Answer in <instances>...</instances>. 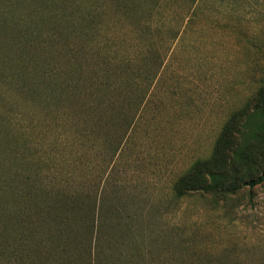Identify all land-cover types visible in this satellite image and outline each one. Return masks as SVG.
I'll return each mask as SVG.
<instances>
[{
	"label": "trees",
	"instance_id": "16d2710c",
	"mask_svg": "<svg viewBox=\"0 0 264 264\" xmlns=\"http://www.w3.org/2000/svg\"><path fill=\"white\" fill-rule=\"evenodd\" d=\"M166 1L181 9L182 20L199 12L193 5L195 0H0V83L14 96L10 99L0 90V100L6 108L19 109L22 118L29 115L25 117L30 118L27 125L19 121L32 127L29 140L13 131L9 114L0 109V157L12 163L0 171V253L6 256L3 264H81L78 259L83 260L82 264H105L106 258L114 256L106 248L114 232H138V228L133 230L124 222L123 204L121 209L114 208L113 216L102 204L107 200L105 196L98 203L91 190L66 185L64 170H60L58 161L52 159L50 163L48 154L50 148L59 152L60 146L64 147L55 132L62 121L79 119L85 126L114 117L124 132L132 128L148 104L165 55L154 49L128 53L127 37L133 39L138 31L150 30ZM157 25L161 23L157 21ZM181 26L176 28L177 33ZM142 57L147 72L139 82L136 77L145 73L139 67ZM250 103L234 114L232 122L230 118L224 123L211 157L196 160L175 182L177 197L195 191L222 196L237 192L243 160L252 159L244 157L240 144L245 140L253 146V140L264 137V84ZM48 127L55 132L49 139L45 135ZM235 131L241 136L237 144L233 140ZM122 139L115 137V153ZM8 140H14L13 148L6 143ZM36 144L41 147L34 151ZM47 148L43 158L35 155ZM10 155L14 159L10 160ZM21 158L27 165L23 171ZM263 180L264 174L247 183L254 185ZM194 226L195 233L199 226ZM189 229L166 225L159 232L172 241ZM76 239H80L77 245ZM125 257L127 262L131 260ZM200 258L178 263L165 253L148 264H229L214 255Z\"/></svg>",
	"mask_w": 264,
	"mask_h": 264
},
{
	"label": "rangeland",
	"instance_id": "374dc122",
	"mask_svg": "<svg viewBox=\"0 0 264 264\" xmlns=\"http://www.w3.org/2000/svg\"><path fill=\"white\" fill-rule=\"evenodd\" d=\"M195 2L197 15L182 20L181 9L166 1L168 5L164 3L155 15L150 30L138 31L133 39L128 35V53L154 49L165 55V61L149 92L148 104L127 133L114 117L85 126L79 119H69L55 128L64 147L60 146L59 152L50 148L48 155L50 163L52 159L59 162L60 170L65 171L66 185L91 190L98 203L105 196L102 204L113 216L114 208L121 209L123 204L124 222L139 229L136 234H123L122 229L114 232L106 244L107 252L114 256L106 258L105 264H148L165 253L178 263L214 255L229 264H264V180L247 183L264 174V137L253 140V146L241 142L244 157L252 159L243 160L236 193L222 196L195 191L177 197L173 189L196 160L211 157L224 123L230 118L232 122L234 114L247 104L249 107L264 84V0ZM144 62L142 57L139 67L145 73L136 77L139 82L146 76ZM0 90L14 99L3 83ZM10 108L0 100V109L9 114L13 131L31 140L32 127L23 125L29 123L30 118L25 117L30 116L22 118L19 109ZM240 123L238 116L236 124ZM48 130L46 137H54L55 132ZM115 137L123 138L117 153ZM240 139L235 131L234 143ZM6 143L15 146L14 140ZM248 145L251 155L246 152ZM35 146L34 151L39 145ZM49 150L35 155L43 158ZM6 159L0 157L1 172L12 164ZM24 162L19 159L21 171L27 166ZM195 224L199 229L194 233ZM166 225L191 229L169 241L159 232ZM79 242L76 239V245ZM5 260V254L0 253V264ZM78 260L82 264L83 260Z\"/></svg>",
	"mask_w": 264,
	"mask_h": 264
}]
</instances>
